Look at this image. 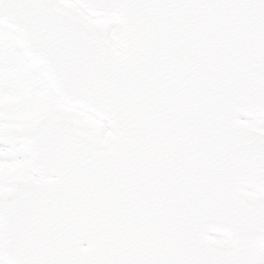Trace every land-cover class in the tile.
<instances>
[{"label": "snow or ice", "instance_id": "1", "mask_svg": "<svg viewBox=\"0 0 264 264\" xmlns=\"http://www.w3.org/2000/svg\"><path fill=\"white\" fill-rule=\"evenodd\" d=\"M0 264H264V0H0Z\"/></svg>", "mask_w": 264, "mask_h": 264}]
</instances>
